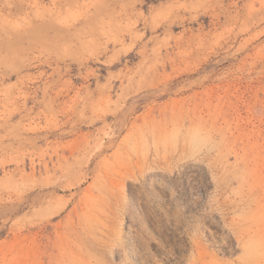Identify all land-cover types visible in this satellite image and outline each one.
<instances>
[{"label":"rangeland","instance_id":"obj_1","mask_svg":"<svg viewBox=\"0 0 264 264\" xmlns=\"http://www.w3.org/2000/svg\"><path fill=\"white\" fill-rule=\"evenodd\" d=\"M0 264H264V0H0Z\"/></svg>","mask_w":264,"mask_h":264}]
</instances>
